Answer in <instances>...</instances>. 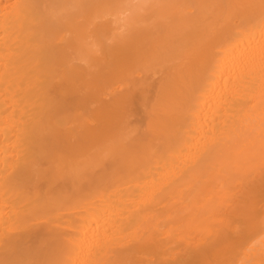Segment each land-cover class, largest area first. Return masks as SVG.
<instances>
[{"label": "bare ground", "instance_id": "bare-ground-1", "mask_svg": "<svg viewBox=\"0 0 264 264\" xmlns=\"http://www.w3.org/2000/svg\"><path fill=\"white\" fill-rule=\"evenodd\" d=\"M0 264H264V0H0Z\"/></svg>", "mask_w": 264, "mask_h": 264}]
</instances>
